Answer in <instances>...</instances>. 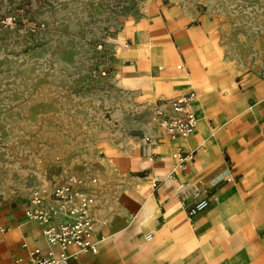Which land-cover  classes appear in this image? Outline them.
Returning <instances> with one entry per match:
<instances>
[{"label":"crops","instance_id":"0c3cea01","mask_svg":"<svg viewBox=\"0 0 264 264\" xmlns=\"http://www.w3.org/2000/svg\"><path fill=\"white\" fill-rule=\"evenodd\" d=\"M243 2L257 5L245 14L257 37L237 18L149 2L111 39V74L142 125L131 122L137 132L105 157L114 183L98 190L99 252L76 253L70 264H264V0ZM190 91L197 125L170 139L149 113ZM177 150L193 160L178 167ZM32 191L0 186V264H30V251L48 248L25 215ZM202 199L208 207L190 215Z\"/></svg>","mask_w":264,"mask_h":264},{"label":"rangeland","instance_id":"374dc122","mask_svg":"<svg viewBox=\"0 0 264 264\" xmlns=\"http://www.w3.org/2000/svg\"><path fill=\"white\" fill-rule=\"evenodd\" d=\"M149 2L237 18L258 36L245 15L257 5L243 0H0L1 187L31 192L76 175L101 220L98 190L114 183L105 157L142 125L111 74V39Z\"/></svg>","mask_w":264,"mask_h":264},{"label":"built area","instance_id":"2783aa9c","mask_svg":"<svg viewBox=\"0 0 264 264\" xmlns=\"http://www.w3.org/2000/svg\"><path fill=\"white\" fill-rule=\"evenodd\" d=\"M264 78V64L260 68ZM196 92L190 91L162 104L156 105L149 113V118L170 139L188 137L197 125V115L192 109ZM144 140L155 143L149 135ZM178 167H184L193 160L192 152L177 150L174 153ZM158 180H154V185ZM208 199H202L188 209L195 215L206 209ZM28 220L43 228V235L48 243L46 249L30 251V264H70L76 253H98L99 244L91 238L95 227L91 200L85 190V182L76 175H70L51 188H35L30 203L25 211ZM152 235H147L151 239Z\"/></svg>","mask_w":264,"mask_h":264}]
</instances>
